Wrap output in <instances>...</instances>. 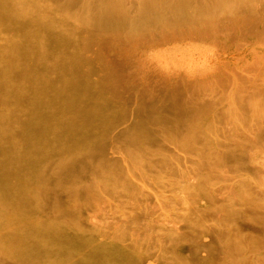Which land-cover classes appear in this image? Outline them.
Returning a JSON list of instances; mask_svg holds the SVG:
<instances>
[{"label":"bare ground","instance_id":"1","mask_svg":"<svg viewBox=\"0 0 264 264\" xmlns=\"http://www.w3.org/2000/svg\"><path fill=\"white\" fill-rule=\"evenodd\" d=\"M258 1L0 0V264H145L156 242L159 263L187 264L135 223L147 197L133 193L177 202L191 187L178 156L204 169L244 141L264 164ZM220 240L215 264H249L238 235Z\"/></svg>","mask_w":264,"mask_h":264},{"label":"rangeland","instance_id":"2","mask_svg":"<svg viewBox=\"0 0 264 264\" xmlns=\"http://www.w3.org/2000/svg\"><path fill=\"white\" fill-rule=\"evenodd\" d=\"M258 3L264 5V0H259ZM218 94L207 100H219ZM120 95L124 101L130 102L134 99L133 93L127 91H122ZM242 109L235 110L237 114H240L239 120L234 119L238 124L242 121ZM221 110V106L215 109L217 113ZM232 120L230 119L229 124ZM261 126H264V123ZM157 127V125L154 126V128ZM261 129H254L253 134ZM220 133V138L225 137V140L227 137V139L236 137L232 129H227L225 136L221 131ZM253 139L256 138L253 137ZM257 142L261 148H264V137L257 139ZM254 143L253 140V143L244 141L241 146L226 145L224 148L217 149L216 156L208 153L205 156L208 164L204 166V169L197 167L203 161L195 156L177 155L176 159L182 165L180 172L189 171L191 187L186 192L181 190L175 193L177 202H173L172 195H165L167 201L171 199L169 205L165 200L164 203L160 200L158 204L153 201L160 195L157 186L145 191L137 189L133 193L135 198L147 197V203L136 211L138 219L135 223L147 225L154 221L153 240L156 236L165 239L162 245L167 248L170 243H173L175 247L177 245L187 264H205L206 262L215 264V261L221 260L226 262L227 256L220 235L228 233L238 235L241 239L240 244L248 249L246 256L249 264L257 259L264 260V164L255 161ZM144 144L148 148L158 146L148 141ZM256 147L258 148V145ZM166 152L164 154L166 153L167 156L173 154L171 149H166ZM186 162L188 169L185 167ZM168 173L166 176L170 177L168 175H171V172ZM174 176L176 175L172 174L171 178H178ZM236 189L239 190L236 191ZM103 207L105 208L106 205L103 204ZM145 209L152 214L147 220L142 215V210ZM131 211L127 212L133 213ZM107 214L114 218L111 212L107 211ZM171 229H176V236L169 231ZM156 247H158L157 242L155 250L145 253V264H161L156 259Z\"/></svg>","mask_w":264,"mask_h":264}]
</instances>
